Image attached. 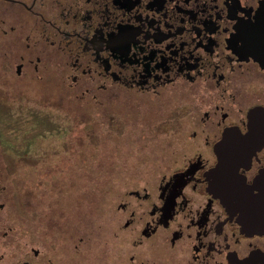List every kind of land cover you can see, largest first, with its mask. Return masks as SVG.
Returning <instances> with one entry per match:
<instances>
[{"label":"flooded vegetation","instance_id":"flooded-vegetation-1","mask_svg":"<svg viewBox=\"0 0 264 264\" xmlns=\"http://www.w3.org/2000/svg\"><path fill=\"white\" fill-rule=\"evenodd\" d=\"M79 108L102 124L109 109L158 111L182 147L106 225L50 202L19 214L33 206L12 176L43 159L5 128L65 117L69 134ZM222 166L235 175L213 187H264V0H0V264H264V230L209 190Z\"/></svg>","mask_w":264,"mask_h":264},{"label":"rangeland","instance_id":"rangeland-1","mask_svg":"<svg viewBox=\"0 0 264 264\" xmlns=\"http://www.w3.org/2000/svg\"><path fill=\"white\" fill-rule=\"evenodd\" d=\"M161 99L165 108L164 98ZM151 115L138 120L127 109H109V120L102 124L98 111L83 114L79 108L69 134L65 117L57 124L6 127V141L15 144L23 138L20 149L31 145L33 159H43L28 167L19 163L12 176V187L21 192L27 187L33 206L32 213L19 207V214L48 215L47 204L53 203L54 215L86 216L87 221L92 218L94 227L106 225L105 217L113 205L116 209L120 196L154 187L161 176L157 170L164 156L170 158L182 147L168 142L163 113L159 116L156 111ZM15 119L20 121L21 116ZM63 145L59 155L51 154Z\"/></svg>","mask_w":264,"mask_h":264},{"label":"water","instance_id":"water-1","mask_svg":"<svg viewBox=\"0 0 264 264\" xmlns=\"http://www.w3.org/2000/svg\"><path fill=\"white\" fill-rule=\"evenodd\" d=\"M231 133L225 135V141L221 144L222 152L229 154L231 151L229 148L233 143L228 142ZM220 146V145H219ZM224 160L230 159L229 156H224ZM220 172L225 176L235 175L229 168L220 167L219 170H214L210 175V185L209 190L215 194L221 192L226 199L227 206L229 205L232 210L240 209L241 210V223L249 231L261 232L264 230V187H260V193L254 195L252 187H213L215 183V175ZM221 194V195H222ZM223 198V196H222ZM235 200V202H234ZM251 200V202H248ZM238 208H237V207ZM263 219V220H262Z\"/></svg>","mask_w":264,"mask_h":264}]
</instances>
